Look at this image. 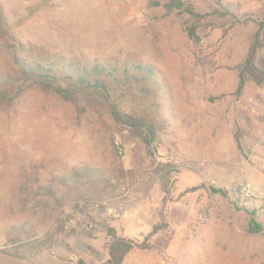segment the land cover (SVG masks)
Segmentation results:
<instances>
[{"label": "rangeland", "instance_id": "1", "mask_svg": "<svg viewBox=\"0 0 264 264\" xmlns=\"http://www.w3.org/2000/svg\"><path fill=\"white\" fill-rule=\"evenodd\" d=\"M192 1L204 16L215 7ZM224 1L242 5L238 16L264 2ZM156 2L166 0H0V76L15 73L12 56L33 51L83 64L140 61L159 74L164 121L146 148L126 132L111 145L108 115L77 120L70 104L38 89L0 107V264H104L111 230L133 244L122 264H264V235L246 232L247 212L264 228V87L248 83L236 95L253 29L207 17L191 39L187 17ZM119 106H144L161 122L142 100ZM70 170L97 172L111 188L78 207L37 193ZM25 180L48 206L24 202ZM23 225L37 235L15 250L7 236Z\"/></svg>", "mask_w": 264, "mask_h": 264}, {"label": "trees", "instance_id": "2", "mask_svg": "<svg viewBox=\"0 0 264 264\" xmlns=\"http://www.w3.org/2000/svg\"><path fill=\"white\" fill-rule=\"evenodd\" d=\"M213 4L215 7L210 14L204 16L199 13L198 6L192 0H166L163 4L154 3L155 6H162L168 16H186L189 24H186L185 31L191 39H196V31L207 17L230 18L235 24L252 27L246 55L236 67L238 81L236 95H241L248 83L264 87V2L258 10L246 11L240 16L235 13L241 10V4L235 6L224 0H213ZM22 49L25 52L24 47ZM11 61L15 73L0 76V107H11L29 88L38 89L70 104L77 120L86 113L108 115L114 131L111 145H114V140L123 132L137 139L146 148H150L156 142L157 132L164 123L159 117L161 107L159 100L163 89L159 74L153 66L140 61H124L121 66L98 61L83 64L79 59L60 56L55 58L34 51L25 56L14 55ZM127 99H139L149 104L155 120L157 119V122L161 120L160 124L151 122L145 114L147 108L144 106L132 112L121 110L119 103ZM30 185L27 180L20 185L24 202L31 204L35 198L33 208L40 209L46 205L44 202L46 200L32 198V194L28 192ZM60 188L67 191L58 197L63 202L57 198ZM110 188V183L102 179L97 172L90 170L80 173L77 170H70L65 176H50L49 184L45 186L38 183L37 193L40 195L43 192L46 199L62 203L58 208H62L63 204L70 201L75 202L78 207L79 203L91 204L98 196L107 194ZM210 192L226 197L223 190L212 188ZM247 213L249 220L246 232L264 235V228L257 222L255 213ZM61 217L62 213L55 220L58 225L63 223ZM26 228L27 225L11 227L7 241L10 245H15V250L24 248L34 241L37 235L34 228H31L32 230ZM109 236L112 240L109 246V259L104 264H122L133 249V244L124 239H117L112 230L109 231Z\"/></svg>", "mask_w": 264, "mask_h": 264}, {"label": "built area", "instance_id": "3", "mask_svg": "<svg viewBox=\"0 0 264 264\" xmlns=\"http://www.w3.org/2000/svg\"><path fill=\"white\" fill-rule=\"evenodd\" d=\"M244 192H246V193H250V187H249V186H246V187L244 188Z\"/></svg>", "mask_w": 264, "mask_h": 264}]
</instances>
